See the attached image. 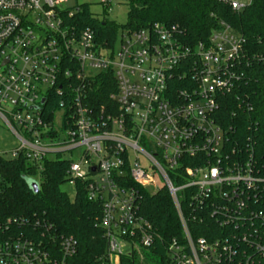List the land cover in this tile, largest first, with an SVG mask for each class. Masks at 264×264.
Wrapping results in <instances>:
<instances>
[{
  "label": "built area",
  "instance_id": "obj_1",
  "mask_svg": "<svg viewBox=\"0 0 264 264\" xmlns=\"http://www.w3.org/2000/svg\"><path fill=\"white\" fill-rule=\"evenodd\" d=\"M65 4L0 0V124L18 140L4 157L42 170L83 150L67 161L68 179L102 204L103 264L155 247L141 191L162 189L182 229L166 248L169 264H264V114L239 92L241 39L223 25L192 49L177 27L156 24L121 31L112 49L79 27L80 6ZM103 74H113L116 93L95 107L92 84ZM233 104L236 123L227 124ZM208 220L216 233L197 236ZM30 224L0 220V264H68L76 255L75 239L47 243L40 222Z\"/></svg>",
  "mask_w": 264,
  "mask_h": 264
},
{
  "label": "trees",
  "instance_id": "obj_2",
  "mask_svg": "<svg viewBox=\"0 0 264 264\" xmlns=\"http://www.w3.org/2000/svg\"><path fill=\"white\" fill-rule=\"evenodd\" d=\"M126 6L129 10L126 25L95 19L88 5L80 6L82 13L77 22L80 28L89 27L95 32L99 45L112 49L121 31H137L156 24L177 27L182 43L194 49L228 25L242 41L241 59L235 68L242 75L239 92L249 97L256 111L264 114V0H250L241 11H234L230 3L222 0H130ZM92 90L94 106L107 105L110 95L116 93L113 74L98 76ZM232 109L234 104L223 113L227 124L236 123L231 118ZM241 123L247 130L250 123L243 118ZM42 167L38 170L24 156L14 160L0 156V220L18 219L30 225L40 222L36 235L47 243L55 236L77 241L76 255L68 264H103L107 240L102 226V204L90 202L86 187L79 182L74 201L62 191V186L69 183L67 161H45ZM30 181L38 184L37 193ZM141 195L140 215L152 225L158 241L154 248L141 251L143 260L135 255L123 257L122 263L169 264L166 248L171 241L182 237L171 195L167 189L157 194L143 190ZM212 224L208 220L197 236H208L206 227H212L216 233Z\"/></svg>",
  "mask_w": 264,
  "mask_h": 264
},
{
  "label": "rangeland",
  "instance_id": "obj_3",
  "mask_svg": "<svg viewBox=\"0 0 264 264\" xmlns=\"http://www.w3.org/2000/svg\"><path fill=\"white\" fill-rule=\"evenodd\" d=\"M240 5L246 7L250 4V0H232ZM88 5L90 10L99 21H112L117 25H126L128 22V7L126 6V0H113L109 5L104 6L102 0H66L65 6L69 9H73L77 6ZM18 146V140L16 137L4 128L0 124V155L5 157L10 156V152ZM82 149L74 152H67L61 155L62 161H74L79 162L81 159ZM62 191L65 192L71 201H74L76 197V188L67 183L62 186ZM141 260L142 257H141Z\"/></svg>",
  "mask_w": 264,
  "mask_h": 264
},
{
  "label": "water",
  "instance_id": "obj_4",
  "mask_svg": "<svg viewBox=\"0 0 264 264\" xmlns=\"http://www.w3.org/2000/svg\"><path fill=\"white\" fill-rule=\"evenodd\" d=\"M29 183H30L31 188L34 190V192L37 193L39 191L38 184L33 181H30Z\"/></svg>",
  "mask_w": 264,
  "mask_h": 264
}]
</instances>
